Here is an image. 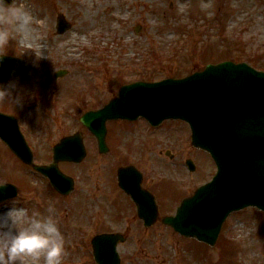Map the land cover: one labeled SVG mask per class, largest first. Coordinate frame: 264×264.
<instances>
[{"label": "rangeland", "instance_id": "1", "mask_svg": "<svg viewBox=\"0 0 264 264\" xmlns=\"http://www.w3.org/2000/svg\"><path fill=\"white\" fill-rule=\"evenodd\" d=\"M11 4L22 6L31 16L25 27L29 33L26 38L22 39L14 28L7 44L0 46V54H13L30 65L29 75L13 82L18 85L17 90L22 91L20 97L43 92L50 86L60 89L63 82L70 79L72 85L62 89L67 101L59 105L72 107L80 84L90 82L89 91L94 92L96 80L103 78L110 83L111 77L118 73L132 77L134 68L132 65L124 68L126 65H140L163 56H178L175 59L180 61L172 62L177 64V75L191 72L189 67L194 63L203 67L225 59L245 61L264 70V0H13ZM58 13L72 25L71 30L61 36L55 32ZM0 27H3L2 22ZM202 48L207 49L205 55L199 54ZM192 57L197 58L193 63ZM57 70H65L71 77L61 81L53 79ZM156 74L161 73L155 70L151 76ZM137 140L141 146L139 155L151 148L156 158L159 150L172 148V141L168 139L161 143V149L154 141L148 146L150 139ZM173 150L182 156L190 154L187 147L186 153H180L177 145ZM10 153L6 146L0 145V184L12 183L16 187L19 198L12 201L25 207L29 214L34 210L46 213L48 205H54L65 237L62 264H96L90 239L103 231L125 235L126 241L117 247L120 264H264V217L257 218L259 214L255 211L231 214L214 247L210 248L195 239L181 237L160 223L145 229L139 221L128 226L123 221L117 222L112 209L113 198L108 196L111 187L103 175L104 170L107 174L111 171V162L99 167L100 163L97 161L95 165L94 160V165L88 168L94 170L93 177L99 184L86 182L75 171V175H71L75 182L73 191L63 198L52 193L47 179L37 176ZM156 159V163L167 160L162 155ZM92 160L74 166L86 168ZM61 167L71 172L70 166ZM202 169L197 175L189 176L192 179L189 187L209 179L208 171ZM165 174L170 188L179 192L183 177L175 178L174 174L184 176V173L170 170ZM102 184L108 190L102 188ZM93 186L95 189L101 186V190L92 194ZM183 189L175 198L160 202L161 214L174 213L179 201L171 202L188 191ZM119 209L122 211L121 202ZM126 229L129 231H124Z\"/></svg>", "mask_w": 264, "mask_h": 264}, {"label": "water", "instance_id": "2", "mask_svg": "<svg viewBox=\"0 0 264 264\" xmlns=\"http://www.w3.org/2000/svg\"><path fill=\"white\" fill-rule=\"evenodd\" d=\"M10 2L11 0H7V3ZM57 24L59 33L68 29L61 17ZM15 61L11 58L2 59L5 66L0 71V81L15 72H23L21 67L14 64ZM152 86V91L166 87H172L171 90L194 87L190 94L185 91L182 99L189 97L191 104L190 98L194 94L199 105V114L203 116L200 123L205 129L208 122L215 121L209 127V134L224 130L218 123L227 122L223 145L226 159L223 167L212 182L197 190L194 197L181 203L175 217L163 220L179 234L213 245L223 221L231 211L247 206L264 211V73L245 64L222 63L209 66L194 77L167 80ZM135 89V86L124 88L126 91ZM183 106H188V103ZM4 118L0 115V135L4 131ZM17 155L24 161L29 160L22 152ZM44 174L56 185L59 183L57 187L61 192L67 193L70 190V185L54 166L44 171ZM3 187L6 195L0 196V199L13 196L10 186ZM213 192L220 195V199L214 200L210 197ZM132 196L137 203L139 216L146 225L152 224L156 217L155 205L136 193H132ZM119 240L122 241L118 235L95 237L92 241L95 262L119 264L116 252Z\"/></svg>", "mask_w": 264, "mask_h": 264}, {"label": "flooded vegetation", "instance_id": "3", "mask_svg": "<svg viewBox=\"0 0 264 264\" xmlns=\"http://www.w3.org/2000/svg\"><path fill=\"white\" fill-rule=\"evenodd\" d=\"M14 85L15 86L12 88H18V85ZM117 88L118 79L116 77H113L110 83L99 85L94 91V94L88 92L89 96L85 98V103L81 105L79 112L82 110L101 109L109 101L118 96ZM44 93H46V91L35 92L34 96L30 99L29 97L21 98L20 103H12L11 100L4 102L5 107L1 110L5 114L12 115L16 118L19 129L23 133L26 141L33 147L34 158L46 160L51 153V145L63 136L75 134L83 142L86 153L85 159H96L97 157L101 163L106 161L113 164L111 166L113 170L111 173L116 185L118 184V170L128 166L134 167L136 171L140 173V186L153 195L158 207V212L161 210L160 202L175 198L178 193H181V189L184 188L183 191L188 190L187 195L193 192L197 187L194 184H197L198 181L189 187L192 183L191 177L197 175L200 168H203V171H208L209 179L216 173V163L211 156L188 147L190 154H187V156H182L173 150L177 145L181 148L180 153H186L185 147L182 144V131L176 126H185L184 123L163 122L158 127H152L144 118L140 117L134 121L120 119L106 120L105 126L99 133L101 141L99 147L96 138L79 122V124L76 123L79 117L75 116L73 119L71 113H69L67 109L61 111L65 113L66 116L58 115L52 110L46 109V107L50 105L51 99L49 97H44ZM15 98L16 97H12L11 99L14 100ZM31 103H34V108L32 110H30ZM63 119H66V121L61 122L60 120ZM57 121H60L58 124L61 127H55ZM137 138H141L142 140L150 139V143H147L148 146H150L151 141H154L160 147L159 149L162 148L161 143L164 142V139L171 140V149L165 147L162 151L164 153H162L161 150L156 153V158L158 155H162L166 157L167 160L163 163H156L157 159L153 155L151 148L147 153L139 155L138 152L141 146L139 145L140 142L138 140L136 141ZM0 142L3 143L1 140ZM42 144H47V146H43ZM48 144L50 145L48 146ZM36 145H39V147H36ZM188 159L191 160V165L194 167L193 171L189 170L185 164V161ZM170 170L179 174L184 173V176L174 174L175 178L177 176L183 177L178 185L179 192L170 188L167 183L165 172H170ZM192 174L195 175L191 176ZM134 175L136 176V174ZM197 179L198 177L195 178V180ZM136 181L137 180H134L133 184H135ZM184 184L186 186L182 188ZM117 190V198L122 203V211L126 213H123L119 209V202L114 209L116 212L114 218L118 219L117 222L119 223L123 221L124 225L127 226L136 223V221L141 222L135 214V207L131 198L120 190L118 185ZM168 190L171 193L166 195L165 192ZM181 198L182 196L180 195L177 199L172 201L171 204ZM129 211L132 212L129 213ZM127 231H129V229H127ZM127 235H129V233H127Z\"/></svg>", "mask_w": 264, "mask_h": 264}, {"label": "clouds", "instance_id": "4", "mask_svg": "<svg viewBox=\"0 0 264 264\" xmlns=\"http://www.w3.org/2000/svg\"><path fill=\"white\" fill-rule=\"evenodd\" d=\"M0 46L7 44L11 30L26 27L31 16L22 6L13 7L7 0H0ZM2 63V54H0ZM0 86V101L20 103L21 97L11 99V87ZM0 196L5 197L3 184ZM0 264H62L65 255V237L61 231L54 205L45 212L28 210L18 202L0 199Z\"/></svg>", "mask_w": 264, "mask_h": 264}, {"label": "bare ground", "instance_id": "5", "mask_svg": "<svg viewBox=\"0 0 264 264\" xmlns=\"http://www.w3.org/2000/svg\"><path fill=\"white\" fill-rule=\"evenodd\" d=\"M109 10H111V8H109ZM17 30L19 33H21L22 39L26 38L29 35V33L25 30V27H17Z\"/></svg>", "mask_w": 264, "mask_h": 264}]
</instances>
